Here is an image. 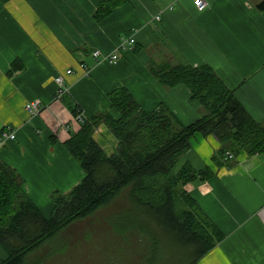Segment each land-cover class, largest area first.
I'll return each instance as SVG.
<instances>
[{"label":"crops","instance_id":"0c3cea01","mask_svg":"<svg viewBox=\"0 0 264 264\" xmlns=\"http://www.w3.org/2000/svg\"><path fill=\"white\" fill-rule=\"evenodd\" d=\"M98 2L0 3V158L23 179L24 191L43 213L53 192L68 193L81 180L83 172L65 142L83 121L109 110L112 90L128 89L148 111L164 105L183 125L202 116L189 89L162 85L152 65L210 66L245 110L264 123V9L258 7L264 0H205L203 11L193 0H125L97 21ZM129 36L136 45L118 51L115 63L91 57L95 50L113 53ZM15 59L21 69L9 74ZM57 75L64 76L61 97ZM35 99L41 112L31 116L25 105ZM4 132L15 138L4 139ZM92 137L105 154L114 152L117 140L105 124ZM219 146L214 136L197 134L178 163L212 171L186 185L223 233L198 264H264V153L240 152L234 165L215 166L212 155ZM5 258L0 246V262Z\"/></svg>","mask_w":264,"mask_h":264},{"label":"trees","instance_id":"16d2710c","mask_svg":"<svg viewBox=\"0 0 264 264\" xmlns=\"http://www.w3.org/2000/svg\"><path fill=\"white\" fill-rule=\"evenodd\" d=\"M124 1L99 0L93 18L100 21ZM258 7L264 9V2ZM21 66L15 59L8 73ZM151 71L164 86L184 84L205 113L183 125L164 105L148 111L128 89L112 90L107 95L110 111L83 121L66 140L65 147L83 176L68 193H52L48 215L26 194L15 169L0 158V246L6 253L0 264H39L40 257L34 254L40 246L124 194L126 207L122 208L128 207L132 214L121 218L136 223L146 264H198L222 240L221 230L185 188L197 178L210 177L211 169L196 170L188 163L174 168L197 134L218 140L220 146L212 155L215 166L234 165L240 152L263 154L264 123L245 110L208 65L163 62L152 65ZM102 123L117 140L110 155L92 137Z\"/></svg>","mask_w":264,"mask_h":264},{"label":"rangeland","instance_id":"374dc122","mask_svg":"<svg viewBox=\"0 0 264 264\" xmlns=\"http://www.w3.org/2000/svg\"><path fill=\"white\" fill-rule=\"evenodd\" d=\"M177 169L178 164L174 170ZM51 205L50 202L45 215L51 212ZM122 207H126L125 194L87 219L61 230L35 251L39 264H146L141 256L144 243L134 230L136 223L121 218L124 213L129 217L132 213Z\"/></svg>","mask_w":264,"mask_h":264},{"label":"built area","instance_id":"2783aa9c","mask_svg":"<svg viewBox=\"0 0 264 264\" xmlns=\"http://www.w3.org/2000/svg\"><path fill=\"white\" fill-rule=\"evenodd\" d=\"M193 5L196 7L198 11H203L207 4L205 0H193ZM171 8V6H170ZM156 20L159 19L158 16L155 17ZM135 44V39L134 37L129 36L128 38H124L120 44L117 46L116 50L113 53L110 54H103L99 50H95L91 53V57L94 58L95 60H105L109 61L111 63H115L118 60V55L117 52L120 50L124 49H131ZM71 70H67L66 74H71ZM54 82L56 83L57 86V97H61V95L64 94L65 92V85H64V76L63 75H57L54 77ZM25 110L30 114L31 116H36L41 112V102L38 99L29 101L25 105ZM3 138L4 139H14L15 134L14 132H4L3 133ZM226 157L233 158V155L229 152H226Z\"/></svg>","mask_w":264,"mask_h":264}]
</instances>
